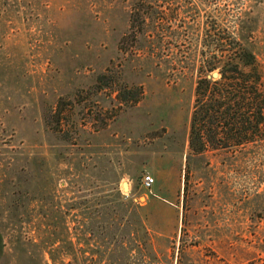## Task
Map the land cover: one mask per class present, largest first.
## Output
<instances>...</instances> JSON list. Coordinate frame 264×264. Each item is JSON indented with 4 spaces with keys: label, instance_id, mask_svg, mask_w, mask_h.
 <instances>
[{
    "label": "rangeland",
    "instance_id": "1",
    "mask_svg": "<svg viewBox=\"0 0 264 264\" xmlns=\"http://www.w3.org/2000/svg\"><path fill=\"white\" fill-rule=\"evenodd\" d=\"M7 1L0 264H264V0ZM234 39L257 84L220 78ZM205 76L238 86L195 154Z\"/></svg>",
    "mask_w": 264,
    "mask_h": 264
},
{
    "label": "trees",
    "instance_id": "2",
    "mask_svg": "<svg viewBox=\"0 0 264 264\" xmlns=\"http://www.w3.org/2000/svg\"><path fill=\"white\" fill-rule=\"evenodd\" d=\"M7 2H8L7 0H0V89L7 88V85L10 84V80L12 79V78L10 79L11 72L10 70H8L7 67L8 56L7 55L4 56V53L1 54V51L3 50V47L6 43L8 26H9V23H7L6 21L8 17L7 16L8 11L6 9ZM232 45L235 46L233 56L229 57L228 60L224 62L222 71H220L219 73L220 78L224 80V82L226 81L239 82L237 78L236 79L226 78L225 74L227 73V74L240 76L241 78H243L242 83H245L247 82L248 80L247 78L249 75H245L243 73V69L250 68L251 72L256 76L255 84H257V82H259V76H257V68L255 65L256 60L254 55L249 51H247L245 48H243L240 45V43L237 42L235 39L232 40ZM203 69L206 70L209 74L213 73L216 70V68L213 65H209L208 63H206V66H204ZM244 79H246V81ZM237 86L238 85L227 86L224 83H222V85L221 84L219 85L218 83L213 82L212 80H208L206 76L202 77L198 81L195 89V103L193 106V110L190 118V127H189V135H190L189 147L193 153L200 154L204 150L202 143L203 137L206 136V135L204 136L205 134V130L203 129L204 124L206 123L213 125L214 123L217 122V120L214 119L215 118L214 116L215 114L218 113V109H219L216 106L217 98H219V96H222L223 98L227 97V99L232 102V100H234L235 98L234 96H230V97L227 96L229 94L228 90H233ZM257 86L258 85H256V87L251 88L253 95V99H252L253 103L251 104V106L254 107L252 109L249 108L248 110H252V113L249 112L248 116L250 117H248L247 119L246 117L244 118V120L241 119L242 123L245 122V124L246 123L248 124L249 129H251L252 127L254 130H256L259 125L264 124V115H263L264 109L262 107L263 104L259 103L261 99V95L256 89ZM237 89H239V91L241 90L240 88ZM209 90H210V94L208 95ZM220 92H223L225 94V97L224 95H219ZM205 101L207 102L205 103ZM219 105L222 106L223 103ZM4 106L6 107V101ZM237 107H238L237 109H235V106L227 107V109H225L223 113L224 114L222 117L223 120H226L225 118H228L229 120H226L228 122L237 121L240 115L239 104ZM2 110L3 109H1V111ZM243 116H246V114H244ZM207 136L208 138L206 137V141L212 142L211 140H213V138L209 135ZM121 208H123V205H121Z\"/></svg>",
    "mask_w": 264,
    "mask_h": 264
},
{
    "label": "built area",
    "instance_id": "3",
    "mask_svg": "<svg viewBox=\"0 0 264 264\" xmlns=\"http://www.w3.org/2000/svg\"><path fill=\"white\" fill-rule=\"evenodd\" d=\"M154 181L150 177H144L142 180V187L144 190L148 191L153 186Z\"/></svg>",
    "mask_w": 264,
    "mask_h": 264
},
{
    "label": "water",
    "instance_id": "4",
    "mask_svg": "<svg viewBox=\"0 0 264 264\" xmlns=\"http://www.w3.org/2000/svg\"><path fill=\"white\" fill-rule=\"evenodd\" d=\"M218 77V74L213 73L210 77H208V79L212 78V79H216ZM123 190L126 191L127 190V186L126 184H123Z\"/></svg>",
    "mask_w": 264,
    "mask_h": 264
},
{
    "label": "crops",
    "instance_id": "5",
    "mask_svg": "<svg viewBox=\"0 0 264 264\" xmlns=\"http://www.w3.org/2000/svg\"><path fill=\"white\" fill-rule=\"evenodd\" d=\"M127 186V185H126ZM122 189H123V184H122ZM124 191V190H123ZM128 191V187H127V190ZM130 195H133V193L131 192ZM160 199V198H159ZM165 201V200H164ZM168 202V201H167ZM135 207V206H134Z\"/></svg>",
    "mask_w": 264,
    "mask_h": 264
}]
</instances>
